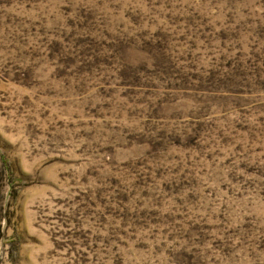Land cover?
Returning <instances> with one entry per match:
<instances>
[{"label": "rangeland", "instance_id": "374dc122", "mask_svg": "<svg viewBox=\"0 0 264 264\" xmlns=\"http://www.w3.org/2000/svg\"><path fill=\"white\" fill-rule=\"evenodd\" d=\"M0 264H264V0H0Z\"/></svg>", "mask_w": 264, "mask_h": 264}]
</instances>
